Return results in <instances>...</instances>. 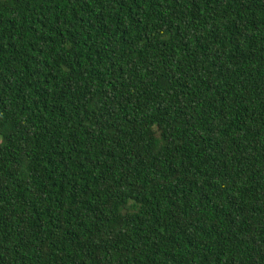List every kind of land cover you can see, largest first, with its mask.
<instances>
[{"label":"trees","instance_id":"trees-1","mask_svg":"<svg viewBox=\"0 0 264 264\" xmlns=\"http://www.w3.org/2000/svg\"><path fill=\"white\" fill-rule=\"evenodd\" d=\"M0 264H264V0H0Z\"/></svg>","mask_w":264,"mask_h":264}]
</instances>
